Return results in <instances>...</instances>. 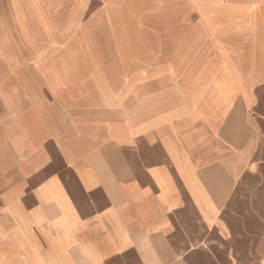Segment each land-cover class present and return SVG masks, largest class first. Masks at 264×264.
<instances>
[{
  "label": "crops",
  "instance_id": "1",
  "mask_svg": "<svg viewBox=\"0 0 264 264\" xmlns=\"http://www.w3.org/2000/svg\"><path fill=\"white\" fill-rule=\"evenodd\" d=\"M27 1L0 0V264H264V0L219 6L240 45L199 69L162 23L144 57L65 54L103 9L37 0L55 43Z\"/></svg>",
  "mask_w": 264,
  "mask_h": 264
},
{
  "label": "rangeland",
  "instance_id": "2",
  "mask_svg": "<svg viewBox=\"0 0 264 264\" xmlns=\"http://www.w3.org/2000/svg\"><path fill=\"white\" fill-rule=\"evenodd\" d=\"M87 6L84 22H88L103 9L95 20L88 25L87 32H81V19L73 17L61 39L67 44L63 53H76L74 43L81 42L84 37L97 29L99 34L91 36L95 40L94 51L99 54H118L121 56L144 57L154 53L150 46L149 36L140 30L149 22L162 23L165 46L169 56L181 60L182 55L187 66L199 69L202 65H222L219 60L226 55L234 54L235 45H240L239 38L229 37L225 40L228 25H225V15L219 13L220 7L230 0H80ZM12 7L18 12L20 23V0H11ZM76 6V5H74ZM77 6L80 7V4ZM159 6L168 14H159ZM27 7L33 14V22L40 32L44 33L52 42L57 43L60 37L45 24L39 15L37 0H28ZM145 10H152L154 14L147 15ZM76 17V18H75ZM166 23V24H165ZM147 27V26H146ZM92 30V31H91ZM236 33V32H235ZM234 33L228 32L227 35ZM237 34V33H236ZM221 36V38H219ZM228 43V44H226ZM177 46L179 48L177 49ZM77 53H84L78 52ZM88 53L91 51L88 49ZM204 69V68H202ZM201 69V70H202ZM233 69H236L233 66ZM190 87L196 86L188 81ZM193 96V95H192ZM195 97V96H194Z\"/></svg>",
  "mask_w": 264,
  "mask_h": 264
}]
</instances>
